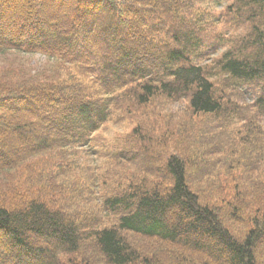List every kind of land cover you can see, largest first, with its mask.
I'll return each mask as SVG.
<instances>
[{
  "label": "trees",
  "instance_id": "1",
  "mask_svg": "<svg viewBox=\"0 0 264 264\" xmlns=\"http://www.w3.org/2000/svg\"><path fill=\"white\" fill-rule=\"evenodd\" d=\"M203 3L0 0V264H264V0Z\"/></svg>",
  "mask_w": 264,
  "mask_h": 264
},
{
  "label": "rangeland",
  "instance_id": "2",
  "mask_svg": "<svg viewBox=\"0 0 264 264\" xmlns=\"http://www.w3.org/2000/svg\"><path fill=\"white\" fill-rule=\"evenodd\" d=\"M13 1V0H12ZM23 1V0H21ZM214 0H204L205 4L213 5L212 3ZM69 3V2H68ZM67 4V3H66ZM64 7H68V4ZM51 4L47 3V8H49ZM46 57L37 53H20L16 51H6L5 54H0V67L1 66H24L27 69H32L37 66H41L46 64ZM247 101V100H245ZM248 102V101H247ZM160 111L161 115L168 117V116H179L180 118L186 119L185 114L186 111L183 108L182 104H172L169 107H163L160 109H156L154 112ZM136 114L140 116H147L150 112L149 106L144 108H135ZM153 113L150 117H152ZM149 117V118H150ZM127 125V126H126ZM131 124L127 121H118L117 118L111 117V119L105 123V126L102 128V130L97 135H102V137L105 139V142L103 143L105 146L109 147L113 139L119 135V134H127L129 131ZM100 161L102 160H96V164H100ZM35 237L34 235H31ZM5 236L1 235L0 233V243H3L5 241ZM47 237L44 238H38L41 242H46ZM146 250L147 248H143ZM14 250L11 248V256L14 258L15 255L13 254ZM14 255V256H13ZM147 258L149 257V254L145 255ZM41 257V256H40ZM16 258V257H15ZM180 263L179 261H177Z\"/></svg>",
  "mask_w": 264,
  "mask_h": 264
}]
</instances>
